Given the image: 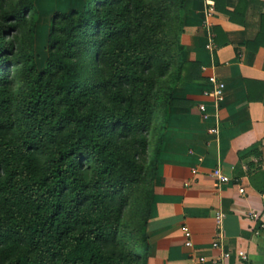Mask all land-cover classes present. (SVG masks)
<instances>
[{
    "label": "trees",
    "instance_id": "trees-1",
    "mask_svg": "<svg viewBox=\"0 0 264 264\" xmlns=\"http://www.w3.org/2000/svg\"><path fill=\"white\" fill-rule=\"evenodd\" d=\"M33 1L0 0V264H145L150 136L182 81L190 0L57 11L42 66Z\"/></svg>",
    "mask_w": 264,
    "mask_h": 264
},
{
    "label": "crops",
    "instance_id": "crops-1",
    "mask_svg": "<svg viewBox=\"0 0 264 264\" xmlns=\"http://www.w3.org/2000/svg\"><path fill=\"white\" fill-rule=\"evenodd\" d=\"M207 1L211 13L203 0H190L185 11L182 81L172 90L159 146L150 136L156 175L145 264H199L200 256L213 264L225 252L223 264H264V0ZM211 76L224 84V99L216 118L203 119L199 104L213 113L205 94ZM215 121L216 136L207 131ZM216 166L231 180L216 185Z\"/></svg>",
    "mask_w": 264,
    "mask_h": 264
},
{
    "label": "built area",
    "instance_id": "built-area-1",
    "mask_svg": "<svg viewBox=\"0 0 264 264\" xmlns=\"http://www.w3.org/2000/svg\"><path fill=\"white\" fill-rule=\"evenodd\" d=\"M208 4V11L211 13L214 11V7L212 5L211 2L207 1V0H203ZM209 82L212 84V90L210 92H205V94L209 97L212 98L213 100V113H209L206 105L204 103H201L198 105V109L200 111L201 117L203 119H207L210 116H214L215 118L218 116L217 112H218V108L220 103L223 101L224 99V84L218 80L215 76H211L209 78ZM208 133L213 134V135H217L218 134V125H217V121H215V123L209 127L207 129ZM192 172H196V169H192ZM210 175L214 178V182L216 185L221 184V183H225L231 180V178L226 175L225 173H223L222 168L220 166H216L210 173ZM234 180H238L237 178ZM238 191L240 193L244 192V189L242 187H239ZM223 214L222 213H217L215 218H216V222L219 224L221 222ZM251 216L253 218H257L258 217V213L257 212H253L251 214ZM182 231L185 237V241L184 244L185 246H192V240H191V233L188 230V228L186 226H182ZM219 242L218 240H214L212 242V246L213 247H217L219 246ZM237 256L240 257H244V252L242 250H236ZM230 256V252H225L223 253L220 258H215L212 260L213 264H223L224 261ZM198 263L199 264H207V260L204 256H200L198 257Z\"/></svg>",
    "mask_w": 264,
    "mask_h": 264
},
{
    "label": "rangeland",
    "instance_id": "rangeland-1",
    "mask_svg": "<svg viewBox=\"0 0 264 264\" xmlns=\"http://www.w3.org/2000/svg\"><path fill=\"white\" fill-rule=\"evenodd\" d=\"M33 1V0H32ZM34 11L27 13L30 21L29 25L34 26L31 37V50L35 55L38 66L44 64L47 57L46 41L44 32L48 29L53 13L68 12L71 9H78L82 6V0H38L33 1ZM45 7V8H44ZM26 26V25H25ZM21 39L26 40L27 37L21 32Z\"/></svg>",
    "mask_w": 264,
    "mask_h": 264
}]
</instances>
